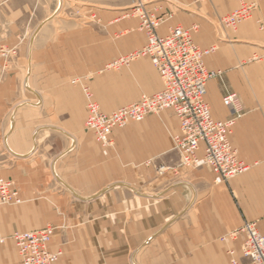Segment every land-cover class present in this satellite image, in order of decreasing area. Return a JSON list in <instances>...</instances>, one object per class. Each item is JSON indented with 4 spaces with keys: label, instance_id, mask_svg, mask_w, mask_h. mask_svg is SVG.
Instances as JSON below:
<instances>
[{
    "label": "crops",
    "instance_id": "1",
    "mask_svg": "<svg viewBox=\"0 0 264 264\" xmlns=\"http://www.w3.org/2000/svg\"><path fill=\"white\" fill-rule=\"evenodd\" d=\"M239 4L178 0L158 29L197 25L195 42L214 48L205 64L223 71L207 83L216 119L231 117L223 98L238 94L230 139L252 166L224 182L180 166L169 111L114 129L108 147L86 127L81 83L105 112L163 88L148 56L106 68L146 42L140 20L122 16L128 0H0V45L14 50L6 68L0 61V177L22 199L0 206V264H21L13 233L47 225L57 227L51 249L63 251L56 264H233L230 250L250 264L242 237L223 239L246 221L264 234V63L254 60L264 0L236 28L223 25Z\"/></svg>",
    "mask_w": 264,
    "mask_h": 264
},
{
    "label": "built area",
    "instance_id": "2",
    "mask_svg": "<svg viewBox=\"0 0 264 264\" xmlns=\"http://www.w3.org/2000/svg\"><path fill=\"white\" fill-rule=\"evenodd\" d=\"M173 0H130L132 11L140 16L141 28L147 35L143 47L120 56L106 65V68H120L136 58L150 57L158 70L163 88L154 94H143L139 100L124 105L111 112H105L96 101L93 91L86 84L83 91L87 101L86 126L98 143L112 145L111 133L116 128H124L130 122H141L147 116L169 111L179 121V132L173 135L174 148L180 155V166L191 168L209 167L218 179L229 181L245 172L251 165L239 156L230 135L243 108L237 93H228L224 104L230 109L227 120L216 119L206 99L207 83L222 77V70H209L205 57L214 48L203 49L194 40L197 25L191 28L175 26L167 35H160L158 29L166 16L157 14L160 3ZM262 0H239L237 9L221 18L225 26L236 28L250 19ZM264 29V22L261 23ZM14 52V51H13ZM12 49L0 47V57L7 59ZM255 59L264 61V55ZM22 202L19 190L13 181L0 177V206L17 205ZM56 227L47 225L33 231L13 233L21 259V264H56L61 250H52L51 243ZM242 237L241 252L250 264H264V234L256 222H244L230 231L224 240ZM233 264H240L230 250Z\"/></svg>",
    "mask_w": 264,
    "mask_h": 264
},
{
    "label": "rangeland",
    "instance_id": "3",
    "mask_svg": "<svg viewBox=\"0 0 264 264\" xmlns=\"http://www.w3.org/2000/svg\"><path fill=\"white\" fill-rule=\"evenodd\" d=\"M115 1V0H114ZM176 3H178V0H173V1H167V2H162V3H160V8L157 10V14H159L160 16H166L165 18H164V21L165 20H167V19H169V17L171 16V14H173V12L174 11H176L177 9L175 8V7H173V5H176ZM128 6L127 7H125V8H123L122 9V11H123V17H126V18H128V19H133V18H137V19H139L140 20V25H139V27H137V28H135V30L134 31H139L140 33H142L143 35H145V37H146V41H147V35H146V33H145V31H144V29H142L141 28V19H140V16H138L137 14H134V12L132 11V6H131V2H130V0H128ZM113 10H116L115 8H113ZM99 13V12H98ZM163 24V23H162ZM146 43V42H145ZM7 47V48H9V49H12L11 47H8V46H5V45H0V47ZM143 47V46H142ZM261 49L260 50H258V52L256 53V56H260V55H264V45L262 46V47H260ZM139 49V48H138ZM136 50V49H135ZM12 51H14V50H12ZM134 51V50H133ZM132 52V51H131ZM255 56V57H256ZM254 57V58H255ZM12 60V55L11 56H9V57H7V59H4V58H2V57H0V61H2V63H3V67H5L6 68V66L8 65V62H10ZM254 60H256V61H262V60H257V59H254ZM263 63H264V61H262ZM74 82H78V81H74ZM80 82V81H79ZM85 83H81V85H82V90H83V85H84ZM87 85V84H86ZM88 86V85H87ZM84 92V91H83ZM85 95V94H84ZM86 98V97H85ZM98 102V101H97ZM86 105H87V101H86ZM100 105V104H99ZM128 105V104H127ZM87 107V106H86ZM101 107V106H100ZM164 112V111H163ZM162 113V112H161ZM161 113H159V114H161ZM87 115H88V111H87ZM87 127V126H86ZM112 134V133H111ZM111 146V145H110ZM234 146V145H233ZM108 147V146H107ZM235 147V146H234ZM236 148V147H235ZM237 149V148H236ZM250 164V163H249ZM251 165V164H250ZM252 166V165H251ZM6 179V178H5ZM12 181V180H11ZM15 187H16V185H15ZM17 188V187H16ZM18 189V188H17ZM19 190V189H18ZM19 193H20V191H19ZM56 227V226H55ZM56 229H57V227H56ZM55 232H56V230H55ZM55 235V234H54ZM58 250H60V249H58ZM62 251V250H61ZM63 252V251H62ZM21 260V259H20Z\"/></svg>",
    "mask_w": 264,
    "mask_h": 264
}]
</instances>
